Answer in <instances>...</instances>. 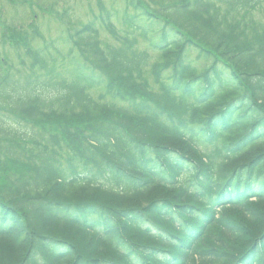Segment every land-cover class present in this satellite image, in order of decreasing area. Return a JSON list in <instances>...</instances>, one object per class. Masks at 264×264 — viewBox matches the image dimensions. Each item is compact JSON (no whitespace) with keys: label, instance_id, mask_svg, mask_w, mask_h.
Returning a JSON list of instances; mask_svg holds the SVG:
<instances>
[{"label":"trees","instance_id":"16d2710c","mask_svg":"<svg viewBox=\"0 0 264 264\" xmlns=\"http://www.w3.org/2000/svg\"><path fill=\"white\" fill-rule=\"evenodd\" d=\"M68 26L60 62L2 32L30 57L0 80V264H264V0Z\"/></svg>","mask_w":264,"mask_h":264},{"label":"rangeland","instance_id":"374dc122","mask_svg":"<svg viewBox=\"0 0 264 264\" xmlns=\"http://www.w3.org/2000/svg\"><path fill=\"white\" fill-rule=\"evenodd\" d=\"M101 6L105 10L121 12L124 10V0H0V80L10 66L22 67L19 61L23 58V62H29L30 57L24 47L17 48L10 40L3 42L4 27L7 33L16 30L25 32L30 39L34 38L30 40V48L33 49L42 46L44 41H52L56 46L54 51L58 54L55 56L60 62L61 56H69L70 45L62 44L66 29H74L68 25L73 23L77 28L80 24L88 22L94 14L99 13ZM53 14L61 15V19H56ZM120 15L122 14L112 20L117 28L122 26ZM99 32L101 38L111 39L105 28H100ZM55 56L50 57L57 59ZM68 61L57 65V70L64 74V77L67 74L74 75L69 72L78 68V64L72 68L73 65ZM27 72L29 70L22 67L18 78H25ZM20 94H24L23 91Z\"/></svg>","mask_w":264,"mask_h":264}]
</instances>
